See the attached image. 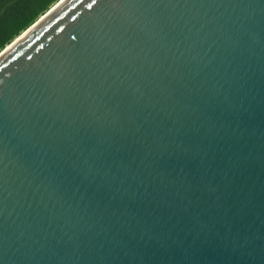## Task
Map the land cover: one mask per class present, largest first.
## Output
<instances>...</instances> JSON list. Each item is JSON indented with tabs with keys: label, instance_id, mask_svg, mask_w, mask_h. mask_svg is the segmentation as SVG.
Listing matches in <instances>:
<instances>
[{
	"label": "water",
	"instance_id": "1",
	"mask_svg": "<svg viewBox=\"0 0 264 264\" xmlns=\"http://www.w3.org/2000/svg\"><path fill=\"white\" fill-rule=\"evenodd\" d=\"M90 2L0 52V264H264V0Z\"/></svg>",
	"mask_w": 264,
	"mask_h": 264
},
{
	"label": "trees",
	"instance_id": "2",
	"mask_svg": "<svg viewBox=\"0 0 264 264\" xmlns=\"http://www.w3.org/2000/svg\"><path fill=\"white\" fill-rule=\"evenodd\" d=\"M59 0H32L26 9L17 10L11 0H0V52L33 25Z\"/></svg>",
	"mask_w": 264,
	"mask_h": 264
},
{
	"label": "snow or ice",
	"instance_id": "3",
	"mask_svg": "<svg viewBox=\"0 0 264 264\" xmlns=\"http://www.w3.org/2000/svg\"><path fill=\"white\" fill-rule=\"evenodd\" d=\"M11 2L15 3L17 10L26 9L27 6L32 2V0H11ZM99 0H91L90 3H87L85 5L88 9H93L94 7L98 6ZM75 19V17H73ZM73 40L76 39V37H72Z\"/></svg>",
	"mask_w": 264,
	"mask_h": 264
}]
</instances>
